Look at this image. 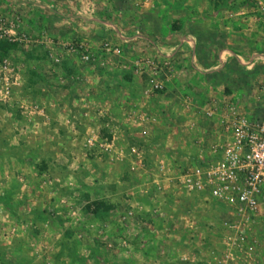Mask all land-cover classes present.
Segmentation results:
<instances>
[{"label": "crops", "instance_id": "crops-1", "mask_svg": "<svg viewBox=\"0 0 264 264\" xmlns=\"http://www.w3.org/2000/svg\"><path fill=\"white\" fill-rule=\"evenodd\" d=\"M0 14L8 20L6 28L11 32L44 30L46 22L52 19V32L64 34L65 40L80 37L96 51L94 39H109L124 51L121 57L115 58L116 61L109 60L107 64L100 58L93 63L95 67L81 66L79 69H75L69 61L73 57L66 58L62 71L63 67L65 71L72 69L77 75L73 76L69 72L61 74L65 77V81H59L63 85L61 88L38 80H28L26 88L20 80L21 76L18 86L14 88L13 97L19 101L14 108L23 116L21 118L24 121L15 118L12 111L8 110L12 103L1 111L3 119L0 129L8 128L11 136L6 138V131L2 133L0 144L19 143L23 154H10V150L7 152L2 146L0 159H12L13 164H18L19 168L24 165L27 172L23 173L27 174V178L28 174L44 177L40 176L38 180L41 191L36 190L37 194H33V190L23 189L19 196L16 195L18 198L21 195H32L29 203L37 207L34 213L42 219L37 221L34 219L37 216L30 219L38 223V234L34 240V245L38 248L36 253L41 255L44 249L49 251L51 248L58 251L59 246L54 244L58 239H65L66 233L71 237L81 238L82 235L72 227L77 223L76 219L82 218L84 214L82 201L86 199L78 196L74 189L80 187L82 195L89 193L90 196H95L90 201L96 202V206L112 208L111 212L121 209L122 214L125 213L122 218L127 223L143 224L144 230L149 229V234L145 236L136 227L134 229L137 234L140 233V240L145 237L142 254L147 260L154 255L149 253V240L158 239L159 235L162 240H167L163 230H150L157 221L186 223L185 227L193 231H189V239L206 238L205 246L202 243L195 253L203 258L204 264H264V203L260 206L261 211L256 220L248 222L245 228L256 243L255 251L244 255L230 246V232L222 226L224 221L235 220L229 206L211 200L205 193L189 192L183 182L182 175L205 158L203 151L196 149L185 156L187 154L184 150L179 153L177 149L174 156H168L163 147L160 149L152 145L155 140L153 136L142 137L139 131L134 130L136 127L132 125L133 116L129 113L139 108L140 92L146 84V75L136 72L134 62L154 56L163 66L156 74V78L165 87L161 91V98L168 100L174 96L182 100L172 109L177 111L175 115L170 112L168 115L170 106L166 110L162 105L161 112L165 119L163 126L167 132L166 148L169 141L175 140L178 144L187 142L183 132L185 124L180 119L182 115L188 116V98H196L198 103L194 108L198 107L202 112L208 105L207 101L212 100V144L229 137V133L223 131L219 122L226 106H237L251 119H261L264 115V0H0ZM40 14L52 17L39 21L37 18ZM57 45L58 43H52L49 47L50 53L54 52L58 57L60 54ZM128 69L130 73L125 72ZM194 108L191 110H195ZM141 109L137 111H143ZM96 111L98 114L111 111V120L106 122L96 115ZM6 113L10 116H4ZM16 124H22L25 129L14 131ZM137 125H140L137 126L140 130L150 123L145 120ZM196 127L199 128L197 124ZM101 128H106L111 137L101 140L98 135ZM131 130L136 134L134 135V131L131 133ZM87 137L94 138V147L86 146ZM129 141L134 147L128 145L125 148ZM30 143L34 144L33 149L28 147L27 144ZM83 146L89 154L94 155L91 157L95 160L112 157L114 162L111 173L114 178L111 174L105 175L106 168L98 180L90 178L93 171L89 166L93 165L85 162L86 152L81 150ZM25 157H29V160L24 159ZM37 158L42 159L46 165L36 167L32 160ZM193 158L195 160L191 165L188 161ZM150 161L154 169L149 165ZM64 162L65 165L62 166ZM158 165L163 167L161 177L157 174ZM122 166L129 168V175L125 172L129 179L126 181L125 176L119 178L120 184L126 183L122 188H127L125 197L119 200L113 196L115 186L107 183L122 174ZM14 169L15 171L6 169L1 174H14L17 166ZM140 172L149 181L142 182ZM47 175L55 178L51 179ZM131 176L136 177L133 184L130 182ZM6 191L8 196L6 195L5 203L8 205L11 202L10 195L14 197V194ZM150 191L155 199L149 200ZM4 193L5 190L2 195ZM43 193L51 201L52 206L49 208L53 217H46L43 210L45 205L40 204L44 199ZM13 200L16 201L14 198ZM18 203L24 209L27 208L23 201L12 202L13 205ZM211 206L212 220L209 219ZM124 208L127 211L124 212ZM118 212L116 216L112 214L113 220L116 218L119 221ZM55 223L70 226L72 230L67 228L70 230H66L64 234L55 232L52 228ZM196 225L201 229L194 228ZM48 237H52L50 243L53 245L47 247L45 240ZM149 245L152 246L153 243ZM162 248L166 250L165 245ZM189 253L191 252H180V258L190 260ZM162 264H166V261L163 260Z\"/></svg>", "mask_w": 264, "mask_h": 264}, {"label": "rangeland", "instance_id": "rangeland-1", "mask_svg": "<svg viewBox=\"0 0 264 264\" xmlns=\"http://www.w3.org/2000/svg\"><path fill=\"white\" fill-rule=\"evenodd\" d=\"M47 11V9H44ZM36 12V11H35ZM4 27L7 33H3L2 30H0V42L1 41H7L11 43H15L16 47L12 50H9L7 53H4L3 50L0 47V65L3 63L4 60H7L10 65V67L14 70V72L17 74L18 79L23 81L24 86L27 88V82L30 81H40L42 82H49L53 86L57 88L63 87V85L60 84V79H63L65 81V77L61 76V74H66L69 72L71 75L75 76L77 75V72L72 69H66L63 72L62 71V64L65 62L66 58H71L69 61L72 62L73 66H75V69H79L81 66L86 67H95L93 66V63L85 64L81 62L80 58L76 54H71L67 52L66 45L68 42L71 43H77V42H84L86 41L82 40L80 37L70 38V40H65L64 34H59L58 32H52L50 23L53 21L51 19L50 22H46L47 27L44 28V30L40 31H33V32H15L10 31L8 28H6V25H9L8 20L1 16ZM52 16L44 17L41 14L38 16V20L42 21L47 20ZM78 33H76V36ZM62 36V37H55ZM6 36L10 39H6ZM73 37V36H71ZM95 42L94 48H96L94 51L96 54V60L100 59L104 60L107 64L109 60L116 61L113 56L106 55L102 52L101 47L104 42H110V40H102V39H94ZM52 43H58L56 46L59 52V56L57 57L54 52L50 53L51 47L49 45ZM112 43V42H110ZM26 44L28 46H26ZM89 46L90 44L87 43ZM113 44V43H112ZM1 46V45H0ZM54 47V46H53ZM52 47V49H54ZM91 47V46H90ZM121 47V46H120ZM92 48V47H91ZM122 49V47H121ZM122 53L124 54V51L122 49ZM98 54V55H97ZM54 56L55 58L59 59V62L56 63L53 61V59L50 56ZM98 56V57H97ZM142 57V56H141ZM151 58L157 62V60L154 58V56ZM78 64H77V63ZM158 63V62H157ZM159 66L160 63H158ZM55 66H57V69H55ZM163 67V66H162ZM59 68V70H58ZM102 69V68H101ZM103 70V69H102ZM129 70V69H128ZM125 72H129V71ZM19 71V72H18ZM62 71V72H61ZM72 71V72H71ZM21 74V75H20ZM68 74V73H67ZM48 78L50 80H48ZM73 78V77H72ZM75 79V78H73ZM75 81H77L75 79ZM146 87V88H145ZM15 89L13 90V92ZM12 92V97L8 102L0 101V126L2 124V116L1 111L4 108H7L8 104H11L8 107L9 111H12L13 116L19 120H23L21 117H23L21 114L17 112V109L15 110V103L19 102L14 99V93ZM162 92H155L152 91L150 88V84L148 80L146 79V84L144 86V90L140 92V99L138 100V107L134 110L136 111H130L132 118V125H134L136 128L134 130L137 132H141L142 129H145L147 131V137L148 135L153 136V143L152 145L159 147L162 149V147L165 149V152L168 156H174V154L177 153V149L179 150V153H181V150H184V153L187 154L185 156H188L192 154L196 149L197 151L202 150L205 158H209V147L212 145V120L207 118L202 112V110L197 108H194L195 105L198 103L196 98H188L186 100V104L189 105L187 117L181 116L180 121L181 123L185 124L183 127V132L185 135V138L187 140L184 144H178L175 140L168 142V147L166 148V133L164 130V117L162 115L163 106H165V109L170 106L171 110L167 112L169 115L170 113L172 115L177 114V111L172 110L174 105L177 102H181V98H177L174 96H171V99L166 100L165 98H161ZM98 101V100H97ZM14 102V105H13ZM204 102V99L203 101ZM163 105V106H162ZM144 107V108H143ZM194 108L195 110H191V108ZM143 111H140L137 109H140ZM167 110V109H166ZM170 112V113H169ZM96 115L98 112H95ZM101 114H98L101 119H104L106 122L111 120V117L109 116V112L102 111ZM4 116L8 117L9 114H5ZM19 116V117H17ZM193 118V119H192ZM147 120L148 123H150L149 126H145L142 129L139 130L140 125H137L138 123H142L145 120ZM195 121V122H192ZM146 124V123H145ZM196 124L199 128L196 127ZM20 129H25V126H22V124H16L14 127V131L18 132ZM131 130V133L132 131ZM6 131V133H5ZM135 131L133 132L134 135L136 134ZM149 132V133H148ZM2 133H5V137L9 138L11 134L8 132V128H5V130L0 129V135ZM14 133V132H12ZM99 138L101 140L108 139L111 137L110 133L107 131L106 128L99 129ZM202 135V136H201ZM130 140V139H129ZM132 142L129 141L125 145L127 148L128 145H130ZM29 148L33 149L34 144L30 143L27 144ZM133 145V144H132ZM130 145L131 147H134ZM4 147L3 149H6L8 152L10 150V154H17L18 156L23 154V149L20 147V144L16 143H4L0 144L1 147ZM87 146V145H86ZM78 147V145L76 146ZM9 149V150H8ZM82 151L86 152L85 155V162L88 164H91L93 166H89V168L93 171L92 176L90 178H95V180H98L101 178L102 172L106 168L105 175L109 176L111 174V177L114 178V174L111 173V170L113 169V159L112 157L109 158H102L101 160H95L91 156L94 157L93 154H89V151H87L84 146ZM29 151V149H28ZM170 151V152H169ZM88 152V153H87ZM162 151H159V153ZM169 152V153H168ZM162 156V155H161ZM164 157V156H162ZM29 157H25L24 159L29 160ZM153 160V159H152ZM175 161V159H172ZM194 158L191 161H188L189 164L194 163ZM184 162L183 160H176V162ZM8 162V163H7ZM32 163L36 165V167L44 166L46 163L42 159H33ZM6 164L8 167H6ZM62 166L65 165V162L61 164ZM149 165L151 168L153 167L151 164V161L149 162ZM17 166L16 172L14 174H1V172H4L6 169L7 171H15L14 167ZM48 166V164H47ZM159 166V165H158ZM24 167V165H23ZM19 168V165L14 163L12 159L3 160L0 159V264H145V262H149V264H162V261L165 260L166 264H204L203 258L199 255H196V250L199 251V249L202 246V243L205 246V240H197L194 237H191L189 239V231L191 232L192 229H188L185 226L186 223H165V222H155V225L153 224V228H151V231L163 230V234L166 235L167 240H162L161 235H159L158 239H150L147 243L148 249H150L149 253L154 254L150 259H145V256L142 254V249L144 248L143 241L145 240V237H142L140 240L138 237L140 236V233L137 234V230L139 229L142 233V236L149 234V229L144 230L143 224H136V223H127L126 220H123L124 214H122L123 210H118V219L114 218L112 219V214H117V212H111L112 208L107 207H101L96 206V202L90 201L94 200L95 196H90L89 193H84L82 195L80 192V187L74 188L78 196L85 197L86 201L82 205V209L84 210V214L82 218L76 219L77 223L73 224L72 227L73 230L79 234L82 235L81 238H75L67 235H65V239H58L57 242L54 244L55 246L58 245L59 249H61V252L55 250V248L44 249V253L41 255L36 253L38 248H36V245H34V240L36 238V234H38V223L32 222L30 219H32L33 216L34 219L37 221H41L42 219H39V216L37 213H34L35 208L31 203L30 199H32V195H21V198H18V196L22 193L21 190L26 189L27 191L33 190L37 194L36 190L41 191L38 187V183L40 180L39 178H44L42 175L38 177L32 176V174H24L23 171L27 172L26 167L25 168ZM124 169L122 174L111 181L110 183H107L109 186H115L116 190L113 192V196L119 200H122V198L125 197V190L122 188L126 183L120 184L119 178L121 176L124 177L127 173L129 175V168L127 166H122ZM46 168V167H45ZM154 169V167L152 168ZM110 170V172H108ZM131 170V169H130ZM159 176L161 177L163 175V167L160 165L158 167ZM22 171V172H19ZM119 171V170H116ZM126 172V173H125ZM141 173L142 182L149 181L148 177L144 176V174ZM49 178L54 179L55 177L52 175H47ZM59 177H62L61 175H58ZM88 176V175H87ZM57 177V178H59ZM63 177H66L63 176ZM126 177V181H128V177ZM136 177L130 178L131 184L134 183ZM147 178V179H145ZM30 179V180H28ZM133 179V181H131ZM94 180V179H93ZM42 181V180H41ZM96 187V186H95ZM5 190V193L2 195V191ZM9 190V194H14V197L10 195L11 202L6 205L7 200V191ZM95 191L98 192V189H95ZM65 192V191H64ZM18 194V196H16ZM150 195L149 200L155 199V195L152 191L148 193ZM44 199L40 204L45 205L44 212L46 214V217L52 216L51 210L49 206H52L50 203V199H47V194L43 193ZM8 196V195H7ZM16 196V197H15ZM27 196L29 198H27ZM152 196V197H151ZM13 198L16 200L14 201ZM26 198V199H25ZM111 199V198H110ZM53 200V199H52ZM109 200V199H108ZM23 201L26 205V209L21 205V203H18V205H13L12 202H19ZM115 201V200H114ZM159 201V199H158ZM87 202V203H86ZM110 202V201H109ZM117 202V201H115ZM119 204V203H118ZM80 205V206H82ZM110 206H113L112 203H109ZM120 205V204H119ZM79 206V209L81 207ZM59 209V208H58ZM117 209V208H116ZM56 210V208H54ZM58 211V210H56ZM127 211L124 208V212ZM37 212V211H35ZM62 210H60L59 213H61ZM210 218L212 220V206L210 208ZM80 214V212H79ZM175 214H173L174 216ZM73 216H75L73 214ZM53 217V216H52ZM57 218V217H55ZM56 220V219H54ZM54 220L52 222H54ZM209 223H212L210 221ZM139 226V227H138ZM72 227L68 226L66 227L62 223L53 224V229L56 232H59L60 234H64L66 230H70L67 228ZM137 230H134L136 229ZM190 227V225H188ZM199 227V225L194 226ZM50 228V226H49ZM201 229V227H199ZM212 229V225H211ZM64 230V231H63ZM193 232V231H192ZM137 236V237H136ZM199 237V235H198ZM52 237H48L45 242H47V247L52 246L53 244L50 243V239ZM144 238V240H143ZM52 240V239H51ZM153 243L152 246L149 244ZM162 245L166 246V250L162 248ZM189 251L190 260L185 261L184 259L180 258V252ZM46 252H48L46 254ZM58 252V253H57ZM141 252V254L139 253ZM164 252V255H163ZM205 252V247H204ZM65 253V254H64ZM153 262V263H152Z\"/></svg>", "mask_w": 264, "mask_h": 264}, {"label": "built area", "instance_id": "built-area-1", "mask_svg": "<svg viewBox=\"0 0 264 264\" xmlns=\"http://www.w3.org/2000/svg\"><path fill=\"white\" fill-rule=\"evenodd\" d=\"M4 22L0 18V30L7 33ZM6 39H10L6 36ZM67 52L79 56L85 64L94 63L96 54L84 42L65 44ZM101 50L104 54L121 57L122 49L118 45L104 42ZM56 63L58 58L50 56ZM11 64L4 60L0 65V101L8 102L13 89L18 86V77ZM137 73L146 75L152 91L161 92L164 85L156 78L162 66L151 58H141L134 62ZM203 110L205 116L212 119V100ZM220 126L229 133L225 141H217L209 147L210 157L201 159L183 177L189 192L205 193L211 200L222 202L229 206L234 221H224L222 226L230 232V246L244 255L254 253L255 241L245 230L247 223L255 221L264 203V115L259 120L251 119L237 106H226L221 113ZM142 137L147 136L145 129ZM96 141L86 138V145L94 147ZM262 207V206H261ZM264 210V206H263ZM130 214V213H128Z\"/></svg>", "mask_w": 264, "mask_h": 264}, {"label": "trees", "instance_id": "trees-1", "mask_svg": "<svg viewBox=\"0 0 264 264\" xmlns=\"http://www.w3.org/2000/svg\"><path fill=\"white\" fill-rule=\"evenodd\" d=\"M0 45H1L0 47L3 50L4 53H7L9 50H12V49H14L16 47L15 43L7 42V41H1Z\"/></svg>", "mask_w": 264, "mask_h": 264}]
</instances>
